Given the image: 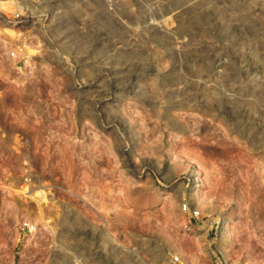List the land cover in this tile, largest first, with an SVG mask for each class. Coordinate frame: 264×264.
Listing matches in <instances>:
<instances>
[{"label": "rangeland", "instance_id": "1", "mask_svg": "<svg viewBox=\"0 0 264 264\" xmlns=\"http://www.w3.org/2000/svg\"><path fill=\"white\" fill-rule=\"evenodd\" d=\"M6 1L0 264H264V0Z\"/></svg>", "mask_w": 264, "mask_h": 264}, {"label": "bare ground", "instance_id": "2", "mask_svg": "<svg viewBox=\"0 0 264 264\" xmlns=\"http://www.w3.org/2000/svg\"><path fill=\"white\" fill-rule=\"evenodd\" d=\"M7 31V30H6ZM8 31L9 32H13V37L15 36L20 42H22V45H24L25 44V40H26V37H24L23 36V34L21 33V32H19V34H18V32H16L15 33V31L14 30H10V29H8ZM25 34V33H24ZM14 37V38H15ZM28 45V44H27ZM27 45H24L23 47H26V48H28V50H26V52L27 53H29V54H31V53H34L35 52V49H31L29 46H27ZM23 49V48H22ZM175 126V125H174ZM198 170V169H197ZM196 181L199 183L197 186H196V192H195V194H201L202 193V187L204 186V178H203V176H202V173L201 172H199L198 173V176L196 177ZM13 190H15L16 191V195H17V198L18 199H20V200H25V197H28V196H31V194H27L29 191L28 190H25V189H15V188H13ZM38 194H41V199H35V201H36V205L38 206V211L40 210V209H43V207H48V208H50V209H53L54 208V210L55 209H57V208H59V206L55 203V200H51V198H49V196H48V192H44L43 190H40L39 192H38ZM37 193H36V195L34 194V196H32V197H35V196H37L38 195ZM202 195H203V193H202ZM36 206V207H37ZM49 210V209H48ZM41 211V210H40ZM49 211H51V210H49ZM57 211V210H56ZM42 212V211H41ZM40 213V212H39ZM43 214V213H42ZM41 214V215H42ZM40 214H39V216H41ZM38 216V218H37V221H38V219H40V217ZM41 222L45 225V226H50V222H51V219L49 218V216L47 215V216H42L41 217ZM39 220V221H40ZM229 228H230V226H229Z\"/></svg>", "mask_w": 264, "mask_h": 264}, {"label": "built area", "instance_id": "3", "mask_svg": "<svg viewBox=\"0 0 264 264\" xmlns=\"http://www.w3.org/2000/svg\"><path fill=\"white\" fill-rule=\"evenodd\" d=\"M5 3H7L6 0H0V40L3 39V37L1 36L3 34V31L5 34L8 33V29H12L14 25V23L12 22L13 21V17H9L7 11L5 10ZM19 12H17V17L20 16V14H18ZM14 30V29H13ZM15 31V30H14ZM16 40H18L16 37H15ZM14 49H17V48H14ZM17 53V51L15 50H12L10 52V56H15ZM189 204V203H188ZM188 204H184V210H188ZM193 214L194 216H198L200 213L199 211H197L196 209L193 210ZM21 229L25 232H29V233H33V232H36V225L35 224H32L28 221H23L22 224H21ZM215 256H217L215 254ZM218 257V256H217ZM218 262L220 264H231L227 259H225V257L223 255L219 256L218 257ZM175 261H179V257L178 256H175Z\"/></svg>", "mask_w": 264, "mask_h": 264}, {"label": "crops", "instance_id": "4", "mask_svg": "<svg viewBox=\"0 0 264 264\" xmlns=\"http://www.w3.org/2000/svg\"><path fill=\"white\" fill-rule=\"evenodd\" d=\"M115 250V249H114ZM173 262H176L175 260H173Z\"/></svg>", "mask_w": 264, "mask_h": 264}]
</instances>
